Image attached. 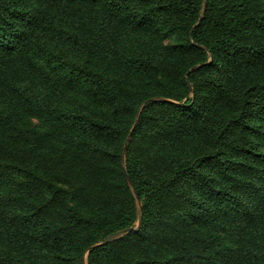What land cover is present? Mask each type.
<instances>
[{"label": "trees", "instance_id": "obj_1", "mask_svg": "<svg viewBox=\"0 0 264 264\" xmlns=\"http://www.w3.org/2000/svg\"><path fill=\"white\" fill-rule=\"evenodd\" d=\"M0 264H264V0H0Z\"/></svg>", "mask_w": 264, "mask_h": 264}, {"label": "water", "instance_id": "obj_2", "mask_svg": "<svg viewBox=\"0 0 264 264\" xmlns=\"http://www.w3.org/2000/svg\"><path fill=\"white\" fill-rule=\"evenodd\" d=\"M126 178H127V180H129V178L126 176ZM133 229V227H128L127 229H126V231H130V230H132Z\"/></svg>", "mask_w": 264, "mask_h": 264}]
</instances>
